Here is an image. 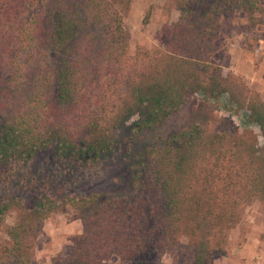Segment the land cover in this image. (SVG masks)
<instances>
[{
	"label": "trees",
	"instance_id": "16d2710c",
	"mask_svg": "<svg viewBox=\"0 0 264 264\" xmlns=\"http://www.w3.org/2000/svg\"><path fill=\"white\" fill-rule=\"evenodd\" d=\"M169 1L178 19L163 30L162 43L152 52L138 47L130 54L123 16L131 0H0V26L12 30L9 47L0 50V62L7 59L0 79L9 100V110L0 113V181L50 147L81 168H97L118 149L128 166L132 192L69 198L89 230L74 243L76 264L88 262L89 239L102 242L104 255L116 254L129 264H161L159 254L179 236L189 238L182 245L186 264H209L224 251L225 234L245 206L255 200L264 204V141L259 144L251 128L210 131L207 122L194 123L134 142L197 93L205 99L228 94L264 138V99L244 85V91L238 89L211 60L222 20L241 12L249 25L256 24L262 5ZM153 58L158 62L148 71L130 68ZM91 80L99 88L101 109L74 127L82 115L73 113V106ZM110 106L115 110L107 120ZM134 115L129 136L120 137L122 122ZM15 231L9 230L13 245L4 253L14 264H33Z\"/></svg>",
	"mask_w": 264,
	"mask_h": 264
},
{
	"label": "rangeland",
	"instance_id": "374dc122",
	"mask_svg": "<svg viewBox=\"0 0 264 264\" xmlns=\"http://www.w3.org/2000/svg\"><path fill=\"white\" fill-rule=\"evenodd\" d=\"M258 3L262 5L257 14L261 20L256 24L249 25L241 12L230 14L222 20L218 49L211 60L219 65L222 76L238 83V89L244 91L247 87L264 99V0H258ZM177 19L178 10L169 0H131L123 16L128 32V53L133 54L138 47L152 52L155 46L162 43L163 32ZM6 27L0 26V50L5 49L6 43L9 47V33L12 30ZM154 58L146 59L143 63L135 62L130 68H137L138 72L148 71L153 67L154 60L158 62V58ZM4 62H7L6 58L0 62V71L7 68ZM2 81L0 79V113H5L9 110V100L4 95L7 84ZM12 88H16L15 82ZM80 89L84 93L83 100L73 106V113L82 116L77 119L80 123L75 122L74 127L82 125V120L93 117L101 109L96 105L99 96L96 81L91 80ZM121 93L124 95V92ZM116 96L113 95V98L116 99ZM228 99V94L206 99L199 93L188 96L179 111L166 117L155 130L136 132L140 134L134 142L143 143L194 123L207 122L210 131L215 128L228 131L237 128L241 132L246 127L251 128L258 143L262 144L264 138L258 128L246 122V109ZM110 109L115 110L112 106L106 109L109 112L107 120L111 115ZM70 112L69 115L72 114ZM136 119L134 115L122 122L118 132L120 137L129 136ZM128 175L127 163L118 149L113 150L97 168H81L69 160H61L53 147L35 153L27 168L23 167L16 173L11 171L6 178L1 177L0 209H6L0 212V264H14V260L4 253V247L13 245L10 229L20 234L21 250H28L31 263L76 264L72 253L74 243L78 236L89 230L86 217L79 216L68 202L69 198L99 192L123 196L132 192ZM188 239L179 236L177 244L170 245L159 254L161 264H186V251L182 245ZM223 247L224 251L213 256L209 264H264L263 203L255 200L245 206L240 220L225 234ZM103 248L102 242L89 239L85 252L88 262L85 263L129 264L116 254L104 255Z\"/></svg>",
	"mask_w": 264,
	"mask_h": 264
}]
</instances>
